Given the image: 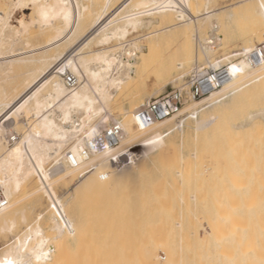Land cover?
Here are the masks:
<instances>
[{
    "label": "bare ground",
    "instance_id": "bare-ground-1",
    "mask_svg": "<svg viewBox=\"0 0 264 264\" xmlns=\"http://www.w3.org/2000/svg\"><path fill=\"white\" fill-rule=\"evenodd\" d=\"M6 1L9 2V7H14V10L18 7L32 6L33 14H30V22L20 19L18 21L20 27L11 25L9 12L3 13L6 9L3 8L6 5L1 4ZM82 1L0 0V6L3 9V11L0 10V190L8 202L4 208L0 209V234L12 233L17 226L23 225L22 231L19 232V242L7 249L3 256H0V264H59L65 245L69 239L76 236L75 223L77 222L75 219L77 217L71 212L72 207L70 206L77 199L76 194L71 195L66 202H63L56 194L54 187L61 179L69 178L75 181L80 176H85L89 169L127 172L137 164L153 158L156 154H161L165 149L171 148L169 146L172 136L170 132L161 131L159 124L172 121L182 112L183 118L177 122L176 130L179 133L175 136L182 138V135L178 136V134L184 132L185 122L194 120L195 122H192L195 123L196 133L204 132L202 133L203 138L207 137V130L216 127L222 118V114L220 117L216 114L220 109L214 112L215 108L218 110V107H225L224 105L227 104L225 100L230 95L242 92L251 84L254 85L264 79V76H255L264 70V43L260 46H252L253 48L247 47L242 53L222 55L221 61H225V65L230 67L234 78L221 89L205 97L211 98V105L199 110L198 103H192L186 108L183 107L177 114L158 122H146L141 119L137 112H134L135 109H132L129 114H126L128 115L125 119L126 123L124 121L116 122L121 126L123 133H126V136H122L120 143L115 147L96 149L95 139L100 134L97 125L98 119L101 117L103 121L109 122L107 115L102 116L103 112L105 113L109 109L111 102L131 82L133 74L137 72L140 74L141 69L144 70L153 61L155 62L156 58L160 57L157 40L154 42L153 37L159 35L160 32L171 33V31L182 35L183 43L181 41V46L184 51L189 50L193 43L200 39L201 53L207 60L208 67L198 66L195 68L192 78L201 74L206 68L216 69L220 67L216 62L211 61L223 50L226 39L222 34L224 26L219 19L221 12L215 11L213 8L210 10L213 6L211 4L216 5L213 3L215 0H122V4H119V7L113 12L110 11L111 13L108 11L113 0H102V5L96 6L97 8L93 5L92 8ZM249 1L260 0H246L239 6L243 7ZM201 6L204 7L203 14H200V17L203 16V18L198 15L202 11L200 10ZM257 15L264 22V5H261ZM228 18H233V14L229 13ZM35 28H38L41 34L52 33L49 38L47 37L44 45L37 48L43 53L37 58L28 55V52L25 55L30 57L18 54L9 58L10 52H4L10 44L8 41L12 39L16 41L15 39L18 40L19 37L25 35L30 36L31 30ZM143 28L155 29H150L152 32L147 35L149 36L148 44L142 45L135 42V39L132 42L127 41L128 44H126L127 42L124 40L130 32L141 31ZM181 28L183 30H180ZM89 33H96V35L82 47L79 46L74 57L68 55V57L62 58L63 53H59V49L63 44L71 42V38L76 34ZM94 40H97L101 45H107L113 40H116L117 43L100 51H93L92 53L87 50L85 53L84 50L89 49ZM12 46L10 47L12 48ZM34 50L33 48V52ZM39 50L38 52H40ZM51 50H56L57 54L50 56ZM60 50L62 51V49ZM254 50H260L262 58V62L255 65L247 57ZM6 55L8 58L5 57ZM64 55L67 54L64 53ZM196 55L198 57L199 52ZM237 56L242 57L238 60L235 59L236 61L232 60ZM55 61L56 65L53 66ZM186 64L187 61H184L178 63V66L180 68ZM51 68L53 71L50 73L49 69ZM66 74L73 75L78 80L79 85L76 88H67L63 78V75ZM140 75L142 76V74ZM136 76L138 75L136 74ZM128 89L130 88L128 87ZM232 89L234 90L230 93ZM127 92L129 93V91ZM211 111L213 115L208 114L210 115L209 118L202 116L198 119L200 114ZM257 116L264 120V110L257 114H249L247 123L236 127L237 139L244 136L242 133L239 135L241 129L252 128L248 132L250 135L246 134L247 130L243 132L249 137L257 133L256 128H254L256 127L255 119ZM22 117L33 119V125L29 131L25 130L26 133L10 146L5 136L7 126L4 127V123L9 120L18 123ZM27 125L29 128L30 124ZM261 126L260 128H262ZM134 127H138L139 132H144L145 136L146 133L148 135L135 143L137 131ZM258 132L257 135L261 133L259 129ZM235 135L233 134V137ZM85 148L90 151L87 156H83L82 153ZM67 154H72L75 160L74 166L70 164ZM198 155V149L190 148L189 159L198 157ZM259 162L260 160L254 158L244 163L243 166L239 165L238 169L244 176H252L260 170ZM53 164H60L61 167H56L55 172L50 173L48 168L49 165L53 166ZM33 180H36L35 183L38 185L35 184L28 193L27 198L29 197L31 200L30 205L37 203L41 195L43 199L44 195L50 201L48 208L50 213H46L48 214L46 217L45 213L41 212L36 215L34 220H31L28 209L21 204L26 199V196L23 197L24 192L27 187H30ZM201 189L200 185L193 188L189 192L187 200L189 202L196 200L202 191ZM220 194L222 192L218 193V195ZM237 209L234 210L240 212L241 215H243L242 211L244 212L243 217L231 215L230 210H228L229 215L224 214L225 216H223L221 212V215L219 213V216L223 218L233 216L232 225L229 223L232 227L229 224V226L224 227V229L230 227L231 233L226 229L225 234L223 229L222 235L225 234L223 239L227 240L230 235L229 241H231L233 234H236L235 228L238 226L236 236L242 234L240 242L243 243L241 246L239 243L236 247V250H240V252L235 251L237 253L235 255H241L237 264H241L242 260L243 264H254L255 236L258 232L255 209ZM191 216L196 215L191 214ZM214 219L210 220V235L218 236V229H221V224L223 223L224 226L226 221L221 224L218 223V226L216 219V222L213 221ZM178 221L175 225L179 228L181 239L190 243L198 236L199 231L197 232L194 223L185 225ZM44 225L48 227L49 231L44 228ZM233 225H235L234 228ZM228 250V252L230 250L232 252L234 248ZM230 253V256L233 255ZM226 256H228L227 253ZM234 257L233 259L225 257L224 263L236 264L235 259L237 257ZM183 258L184 255H180L177 261L172 262L173 259L170 255L164 258L159 255L156 260L161 264H197L194 259L184 260Z\"/></svg>",
    "mask_w": 264,
    "mask_h": 264
},
{
    "label": "rangeland",
    "instance_id": "rangeland-1",
    "mask_svg": "<svg viewBox=\"0 0 264 264\" xmlns=\"http://www.w3.org/2000/svg\"><path fill=\"white\" fill-rule=\"evenodd\" d=\"M243 1L245 2L246 0H215L213 3H216V5L211 4L213 6L210 10L214 9L221 12V14L219 13V19L224 26L222 34L226 39L223 50L216 55L215 59H213L214 61H211L216 62L217 65L226 64L225 61H221L222 55L242 53L247 47L260 46L264 43V22L257 15L261 5H264V0L249 1L243 7L239 6ZM82 2L92 8L93 6L102 5V0H83ZM122 2V0H113L112 8L110 7L112 10L109 8L108 13L116 10ZM1 4L6 5L5 7L2 5L3 9L6 8L5 12L1 6L0 10L3 13L9 12L11 16L9 23L14 27H20L18 22L20 19L30 22V14H33L32 6L18 7L14 10L13 6L12 8L11 6L9 7V2L7 1ZM200 10L199 17L200 14H203L204 7L201 6ZM229 13L233 14V18H228ZM200 18H203V16ZM182 28L180 30L185 29ZM145 29L147 28L130 32L124 41L132 42L135 39V42H139L142 45L148 44L149 36L147 35L152 32L150 30L152 28L146 31ZM31 31L30 36L25 35L19 37L20 39L18 40L15 39L16 41H13V39L8 41L10 44L5 48L4 52H10L9 58L18 54L37 58L43 53L37 48L42 47L47 37L49 38L52 33L41 34L38 28ZM32 34L34 35L31 36ZM95 35L96 33L76 34L71 38V42L65 43L60 47L62 51L59 49V53H63L62 58L68 57V55L74 57L76 49L85 45ZM153 39H155L154 42L157 40L160 57L156 59L160 60L155 59V62L153 61L154 63L152 62L150 66L144 70L141 69L142 72H139L142 76L138 72L133 74V78L130 80L131 84L128 83L122 90V94L119 93L111 102L109 109L106 110L107 112H103L102 116L107 115L109 122L103 121L101 117L98 119L97 125L100 132L118 121L126 123L125 119L128 116L126 114H129L132 109L137 112L149 100L160 98L174 90H181L186 93L189 90L190 78H192V75L194 76L195 68L208 65L207 60L201 53L200 39L196 40L193 46L185 51L181 46L183 43L182 35L175 34L172 31L171 33L160 32ZM116 43L117 41L113 40L107 45H101L97 40H94L91 42L89 49H85L84 52L87 53V50H90L93 53V51L106 49ZM11 45H13L12 48L10 47ZM197 52H199L198 57L196 55ZM26 53L30 54V56L25 55ZM50 53V56H54L57 51L51 50ZM64 53L67 55H64ZM8 56L6 55L5 57L8 58ZM241 57L237 56L232 60L236 61L241 59ZM184 61H187V64L179 68L178 63ZM54 63L53 66L56 65V61ZM52 71V68L49 69L50 73ZM255 76H264V70ZM210 99L203 97L201 99L188 100L185 104L186 106L184 105L183 107L186 108L192 103H198V109L200 110L212 104ZM225 102L227 103L224 105L225 107H218V110L215 108L216 111L214 110V112L220 109L219 112L221 113L217 112L216 114L219 117L222 114V118L216 127L214 126L207 130V137L203 138L202 133L204 132L196 133L194 120H190L192 126L190 122H185L187 128L184 126L183 129L184 132L186 129V132L178 134V136L182 135V138L175 136V134L179 133L176 129L178 127L177 122L183 118L182 112L172 121H165L159 124L161 131L170 132L172 136L169 146L171 148L168 147L169 149H165L161 154H156L153 158L137 164L127 172L89 169L85 176H80L75 181L69 178L61 179L54 187L56 194L63 202H66L71 195L76 194V203L73 202V206H70L72 207L71 212L77 217H74L77 222L75 223L76 236L69 239L65 245L59 264H161L156 260L159 255L161 258L170 255L171 259H173L172 262L177 261L180 255H184V260L194 259L197 264H225L223 260L225 257L233 259L235 256L234 258L237 257L235 259L237 264L241 255H235L236 247L239 243L240 246L243 243L242 241L240 242L242 234L241 236H236L238 226L235 228L236 234L232 231L235 236L233 234L231 241H229L230 235L227 240L223 239L227 232V228L224 229V227L233 223L234 215L239 217L241 215L240 212L238 213V211L234 210L237 208H243L242 210L246 208L255 209L258 232L255 236L254 264H264V120L260 116H257L256 121L254 120L256 126L254 128H256L257 133H259V129L260 134L257 135L255 133L256 136L254 134L249 137L250 133L248 134V132L252 128H245L248 135L243 133L245 130L242 129L239 133V135L241 133L244 135L242 138L237 139L235 135L238 132L236 127L246 124L249 114H257L264 110V79L254 85L251 84L242 92L230 95ZM212 113V111L204 112L199 115L198 119L202 116H208L207 118H209L210 115H213ZM25 118L22 117L18 123L13 120H9L11 121H8L9 123L5 122L4 127L7 126L5 128V136H15L19 139L26 133L25 130L29 131L33 125V119ZM27 124H30L29 128H27ZM257 125L259 126L257 127ZM188 127L191 130H188ZM137 128H135V131H137L135 143L148 135L146 133L145 136V133L143 132V134L140 131L141 134L139 128ZM233 134L235 135L234 137ZM123 136H126V133H123ZM189 147L198 149V157L189 159ZM254 158L260 160L258 163L260 170L252 176H244L238 169L239 165L243 166L244 163ZM58 166L61 167L60 164L49 165L48 171L54 173L55 168ZM35 182L36 180H33L30 187H27L28 191L25 190L23 197L26 196V199L21 204L28 209L31 220H34L36 215L41 212L45 213L46 217L50 213V209H48L50 201L44 195L43 199L41 195L37 203L30 205L31 200L27 196L30 189L36 184ZM199 185L202 188L200 195L196 200L189 202L187 200L189 192ZM219 192H222V194L218 195ZM74 206L78 211L74 212ZM228 210L233 216H226L225 218L221 216V219L219 213L221 212L223 216L229 215ZM191 214L196 216L193 217ZM242 214L244 215L243 211ZM243 215L241 216L243 217ZM212 219L217 225L226 221L224 226L223 223L221 224L222 226L220 225L221 229L218 230H221V232L217 231L218 236L211 234L212 237L210 235L209 226ZM178 220L185 225L194 223L197 232L199 231L198 236L190 243L181 239L179 228L175 225ZM235 225H233V228ZM44 228L48 230L46 225H44ZM228 228L230 229V227ZM22 229L23 225H19L12 233L0 234V256H3L7 249L19 242V232ZM229 229H227L228 232L230 231ZM223 232L225 234L222 235ZM233 248L234 251L231 252L230 250V252L234 256L228 252V249ZM238 251L240 252V250ZM238 251L237 253H239ZM226 253L228 256H226ZM207 256L209 260H206ZM243 263L242 260L241 264Z\"/></svg>",
    "mask_w": 264,
    "mask_h": 264
},
{
    "label": "built area",
    "instance_id": "built-area-1",
    "mask_svg": "<svg viewBox=\"0 0 264 264\" xmlns=\"http://www.w3.org/2000/svg\"><path fill=\"white\" fill-rule=\"evenodd\" d=\"M248 59L252 64H259L262 62L260 50H254L248 54ZM64 82L68 89H74L79 85L78 80L70 74L63 75ZM234 78L230 67L227 65H221L216 69H204L201 74L191 78L189 90L184 93L181 90H174L168 94L156 98L154 100L147 101L142 105L137 113L142 120L146 122H158L167 117H170L178 113L188 100L201 99L210 95L211 93L221 89L225 84ZM123 136V131L118 123L108 126L95 139L96 149L105 147L117 146ZM15 136L7 137V142L12 146L16 141ZM89 149L85 148L82 153L83 156L89 155ZM68 160L71 165L74 166L75 160L72 154H67ZM7 200L0 190V209L7 205Z\"/></svg>",
    "mask_w": 264,
    "mask_h": 264
}]
</instances>
